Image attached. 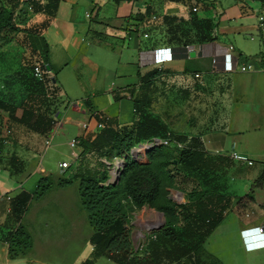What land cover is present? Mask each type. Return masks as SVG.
I'll list each match as a JSON object with an SVG mask.
<instances>
[{"label": "crops", "instance_id": "0c3cea01", "mask_svg": "<svg viewBox=\"0 0 264 264\" xmlns=\"http://www.w3.org/2000/svg\"><path fill=\"white\" fill-rule=\"evenodd\" d=\"M39 13L38 19L46 22L40 34L47 44L48 75L67 101L56 109L60 114L54 135L63 134V124L76 129L74 137L93 134L106 120L129 124L135 118L132 98L138 74L153 69L147 110L158 115L168 130L186 137L182 142L171 138L181 146L189 136H198L210 153L218 150L227 156L236 150L251 158L252 165L230 159L233 165L249 168L221 176L224 193L238 196L247 191L264 166V136L252 135L264 133V23L258 20L259 15L264 17L262 1L251 7L247 0H56L50 15ZM201 36L205 40L198 43ZM185 42L195 47L193 56L184 53ZM227 43L234 46L239 60L251 59L257 69L214 70L211 57ZM53 134L41 138L33 132V150H22L19 139L11 140L13 135L0 145V264H46L34 253L9 256L8 245L39 178L52 173L40 164L37 150ZM76 144L70 146L72 163L79 149ZM10 155L17 159V170L9 165ZM248 206L242 214L236 207L227 210L203 241L220 264L234 258L229 242L241 255L237 264H245L242 256L248 254L251 264H264V186L254 190ZM222 231L225 238L216 240ZM90 249L74 264H81ZM100 257L122 264L104 255L92 264Z\"/></svg>", "mask_w": 264, "mask_h": 264}, {"label": "trees", "instance_id": "16d2710c", "mask_svg": "<svg viewBox=\"0 0 264 264\" xmlns=\"http://www.w3.org/2000/svg\"><path fill=\"white\" fill-rule=\"evenodd\" d=\"M18 2L19 0H0V38L2 37L0 43L5 44L11 41V34L18 30L14 23V10ZM55 2L56 0H27L28 6L33 11L49 15L53 11ZM194 11L195 9H191L193 18L196 17ZM45 24V20H41L37 24L22 29L26 32L31 52L38 55V64L43 69V64L48 63L47 44L40 34V28ZM205 37L201 36L198 43H202ZM183 44L192 45V42ZM3 52L7 51L3 50ZM154 74L153 69L138 74L139 84L132 98L135 118L129 124H117L106 120L93 134L75 136L78 139L79 149L71 179L78 181L80 203L92 228L88 236L91 249L81 264H92L101 255L122 264H220L217 258L206 251L203 241L222 220L227 210L232 207L239 210L245 209L253 199L254 190L264 186L263 166L251 181L246 192L238 196L224 193V185L217 177L219 173L224 172L230 158L208 152L201 145L198 136H189L184 145L178 149L174 161L177 165L176 169L181 172L182 176L196 180L195 182H199L201 188H191L186 201L173 206L176 209L178 226L165 223L149 236L142 253L131 251L128 230L123 225L124 215L117 201L114 200L118 183L105 182L106 174L102 161L96 162L99 166L91 167L84 165L82 160L85 154H92L97 159L100 156L111 158L121 155L125 160L122 170L126 173L122 180V190L125 195L137 205L144 202L150 203L157 196L159 191L157 175L147 164L134 163L126 153L137 140L150 136H169L170 139L173 138L180 142L186 137L168 130L166 123L158 115L147 110L150 103L149 81ZM30 79L31 91L38 94L42 84L35 81L31 74ZM17 109L18 113H16ZM55 112L56 110L53 114ZM52 121V118L37 110L32 102L25 104L19 101L16 105L2 98L0 93V145L4 140L9 139L10 133L7 130L10 131L13 122L37 133L46 134L51 128ZM162 145L152 146L149 155ZM8 161L11 169H18L17 159L14 156L10 155ZM44 178V176L39 178L35 191ZM66 181L63 180V182ZM21 205V209H18L19 214L24 209L23 202ZM24 236H26L25 230L22 224L18 223L9 238V256L23 253L22 248L16 251L12 249L14 246H19L21 242L19 240Z\"/></svg>", "mask_w": 264, "mask_h": 264}, {"label": "rangeland", "instance_id": "374dc122", "mask_svg": "<svg viewBox=\"0 0 264 264\" xmlns=\"http://www.w3.org/2000/svg\"><path fill=\"white\" fill-rule=\"evenodd\" d=\"M260 1L264 3V0H247L251 7H258ZM39 16H41L39 12L33 11L28 6L27 0H19L14 10V23L17 25L18 30L11 34V41L5 44L0 43V53H2L0 55V93L2 98L16 105L19 101L25 104L32 102L37 110L52 118L51 128L46 134L41 135V138H43L47 134L48 136L53 134L56 130L58 119L53 113L58 108L59 103L54 104V101L45 96L42 87L38 94L31 91L32 89L29 86L31 84L30 68L32 61L39 59L35 52H31L26 32L22 31L23 28L40 22ZM1 40L2 37L0 42ZM3 50L7 52L4 53ZM45 73L48 75V71L45 70ZM174 104L175 101L173 100L170 107ZM61 131H63V134H53L43 147H38L39 150L36 149L37 152H40L38 156L40 164L45 171L52 173H46L47 176L41 173L45 178L40 181V185L33 194L21 222L26 236L20 240L17 239V241H21L19 246H14L12 249L16 251V249L20 250L22 248L23 252L34 253L38 255L36 258L46 264H74L78 258H81L90 249L87 237L92 228L80 203L77 189L78 181L77 179H71L77 158L67 169L59 170L57 167L59 159L64 158L70 161L72 148L68 145V140L74 137L76 129L70 128L68 124H63ZM10 132V135L14 136V139L11 140L15 142L19 139L22 150H33V132L35 131L13 122ZM260 132L257 134L250 133L248 136L252 134L255 136L254 138L256 136L263 138L264 133ZM147 139L137 140L129 147L126 154L136 164H147L158 177L159 191L150 203L144 202L137 205L122 190V180L126 174L122 172L125 162L123 156H112L111 158L100 156L97 159L92 154H85L82 160L84 165L91 167L99 166L96 162L98 160L102 161V167L106 174L105 182L118 183L114 200L117 201L123 212V225L128 230L131 251L136 253L144 251L149 236L165 223L178 226V217L173 206L186 201L191 188H201L199 182L196 183L194 179L184 178L181 172L176 169L177 165L174 157H176L181 146H176L174 141L160 146L151 155L149 154L152 146L142 148L143 151L135 155L133 153L134 148L145 143ZM226 167L227 169L225 168L224 172L218 174L217 178L219 180L225 172L231 175L249 168L243 165L236 166L232 163H227ZM114 168L117 170L115 175L112 173ZM63 180L69 181L63 182ZM248 208L249 206L239 210L238 213H245ZM219 233L216 240H219V238L223 240L225 238L222 236L223 231L221 234ZM13 242L15 245V241ZM227 246L234 251V258L229 264L239 263L241 255L237 252L235 245L229 242ZM247 256L248 258L242 256L245 260L244 263L251 264V255L248 254ZM95 264L115 263L100 257Z\"/></svg>", "mask_w": 264, "mask_h": 264}, {"label": "built area", "instance_id": "2783aa9c", "mask_svg": "<svg viewBox=\"0 0 264 264\" xmlns=\"http://www.w3.org/2000/svg\"><path fill=\"white\" fill-rule=\"evenodd\" d=\"M236 1H244V0H236ZM192 10L195 9V7H191ZM153 18V15L151 16ZM259 24L264 23V17L262 15L258 16ZM143 36H146L145 33H143ZM219 51L216 52L215 55H212L211 57V65L214 70L221 71V72H233V71H252L257 69L251 59H246V60H239V55L235 51L234 46L231 43H227L224 46L219 47ZM190 50H195V47L191 44H184L183 45V51L185 54H188ZM196 51V50H195ZM219 55H218V54ZM217 55L220 56L221 61L217 62ZM30 74L34 78L35 81H38L39 83L42 84L43 87V92L45 96H47L51 101H54V104H60V102L65 105L67 101L63 102V99L60 98L59 93L55 89V83L52 80L51 76L46 75L45 69H43L39 64L38 61L33 60L30 68ZM195 77L199 75L198 72H194L193 74ZM98 126H100V123H97ZM9 132V130H7ZM77 138L72 137L68 140V145L69 146H74L77 143ZM171 140L169 136L165 137H150L147 140H145V143L142 144H147L148 147L154 146V145H167L171 143ZM7 140H4L3 143H6ZM175 142L176 146H181L180 143ZM140 144V145H142ZM132 153V152H131ZM213 153L215 154H221L220 151L214 150ZM227 156L232 159L235 162H240L245 165H252L253 160L251 158H248L245 154H242L236 150H231L227 153ZM73 159L70 161L67 160H60L57 165L60 170L67 169L70 164L72 163ZM255 229L257 232L261 233V226H255ZM249 238L251 240L255 239V234H249Z\"/></svg>", "mask_w": 264, "mask_h": 264}, {"label": "bare ground", "instance_id": "6f19581e", "mask_svg": "<svg viewBox=\"0 0 264 264\" xmlns=\"http://www.w3.org/2000/svg\"><path fill=\"white\" fill-rule=\"evenodd\" d=\"M147 147H148L147 144H142V145H140L139 147H135L134 150H133V153H134L135 155H137V154H139V153H141V152L143 151L142 148H147ZM131 152H132V151H131ZM118 162L120 163L121 161H118ZM116 171H117V170H116L115 168L112 170L113 175H115Z\"/></svg>", "mask_w": 264, "mask_h": 264}, {"label": "water", "instance_id": "95a60500", "mask_svg": "<svg viewBox=\"0 0 264 264\" xmlns=\"http://www.w3.org/2000/svg\"><path fill=\"white\" fill-rule=\"evenodd\" d=\"M188 55H189V56H193V55H194V51H193V50H190V51L188 52ZM43 66H44V69H45L46 71L49 70V64H48V63H44ZM59 114H60V111L57 110V111L55 112V115H54V116H55V117H58ZM262 228L264 229V225H263Z\"/></svg>", "mask_w": 264, "mask_h": 264}]
</instances>
